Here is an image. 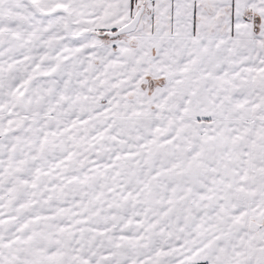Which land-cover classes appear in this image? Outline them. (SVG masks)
<instances>
[{"label": "snow or ice", "instance_id": "6c2138e0", "mask_svg": "<svg viewBox=\"0 0 264 264\" xmlns=\"http://www.w3.org/2000/svg\"><path fill=\"white\" fill-rule=\"evenodd\" d=\"M0 264H264V0H0Z\"/></svg>", "mask_w": 264, "mask_h": 264}]
</instances>
